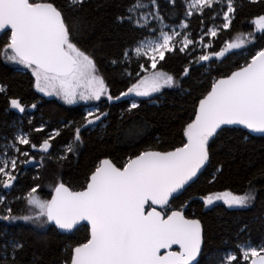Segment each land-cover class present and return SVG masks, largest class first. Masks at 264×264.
I'll list each match as a JSON object with an SVG mask.
<instances>
[{
    "label": "snow or ice",
    "instance_id": "6c2138e0",
    "mask_svg": "<svg viewBox=\"0 0 264 264\" xmlns=\"http://www.w3.org/2000/svg\"><path fill=\"white\" fill-rule=\"evenodd\" d=\"M170 2L175 4L176 0ZM250 2L256 4L259 0ZM87 3L88 0H67L72 13L82 12ZM206 9L222 16V29H229L235 19L234 0H226V10L225 0H187L186 19L178 25L181 31L175 27L165 31L170 26L164 22L157 0H130L126 12L117 19L121 24L143 30L145 35L134 48L122 53L126 64L135 58L139 72L127 90L115 96L99 73L94 51L80 45L79 38L84 31L80 17L70 19L54 0H0V33L6 37L0 47V57L29 70L37 92L56 96L69 105L100 101L102 97L109 103L132 95L149 97L164 87L176 86L172 75L156 68L166 53L177 50V44L181 53L189 45H201L202 51L195 58L196 63H201L214 58L221 60L254 39L251 32L246 37L240 33L216 50L211 40H204L205 35L212 38L218 35L214 25L203 31L199 41H194L191 32L184 31L189 29L187 18L194 13L203 16ZM252 24L257 32L264 34V15L257 16ZM118 62L112 60L114 65ZM183 75H189L188 67ZM6 91L0 85V93ZM9 102L12 109L26 111L20 99L11 98ZM140 106L131 101L126 111L131 113ZM31 108L35 109L36 104ZM107 115V112L88 111L83 116L84 122L74 128L73 141L66 145L65 151L74 152V146L83 143L82 129L96 126ZM230 126L264 135V48L230 74L212 81L210 90L198 100L193 118L183 126L178 145L170 150L146 147L130 155L122 166L110 158L102 159L88 176L84 188L74 190L61 180L52 186L51 199H42L37 187H32L25 196L17 197L26 202L24 214H13L12 207L0 196V205L4 206L0 221H24L40 228L54 225L63 232H71L86 221L88 238L72 247L69 258L62 264H199L197 258L204 243L202 222L185 214L188 202L174 208L172 201L187 191L210 163L213 145ZM34 130L39 133L44 128ZM129 134L139 135V132L130 129ZM60 135L57 129L37 145L28 134L21 133L12 143H5L0 149V186L11 189L17 180L19 165L32 162L28 149L21 145L49 153L53 146L50 141ZM225 147H228L226 143ZM20 156L26 159L21 161ZM199 199L206 208L221 200L229 208H248L256 200V189L252 186L243 195L230 191L210 193ZM237 247L239 253L226 255L220 264H264V245L257 247L248 243ZM24 249L25 244L15 238L6 241L0 245L3 252L0 264H22L18 254Z\"/></svg>",
    "mask_w": 264,
    "mask_h": 264
},
{
    "label": "trees",
    "instance_id": "16d2710c",
    "mask_svg": "<svg viewBox=\"0 0 264 264\" xmlns=\"http://www.w3.org/2000/svg\"><path fill=\"white\" fill-rule=\"evenodd\" d=\"M54 2L65 10L70 19L76 15L80 17L84 28L79 38L80 45L94 51L99 73L112 95L126 91L137 78L139 67L134 57L130 64L124 63L122 53L134 48L145 35L143 30L128 23L121 24L117 19L126 12L130 0H88L84 10L79 13L70 11L67 0ZM157 4L164 22L170 26L168 30L179 28V23L186 19L187 0H176L175 4L170 0H157ZM234 5L235 19L229 29L220 28L222 16H216V11L206 9L203 16L194 13L188 17L189 29L184 31H190L194 41H199L203 31L215 25L218 35L215 38L205 35L204 40H211L216 50L240 33H253V42L241 51L228 53L221 60L214 58L213 61L201 63L195 62L196 56L202 51L201 45L194 43L181 53L178 50L180 45L177 44V50L166 53L165 59L159 61L156 68L157 71L172 75L177 86L164 89L151 98L137 100L141 106L131 113L126 111L131 101L125 98L112 103L103 98L96 103L77 102L72 105L55 98H45L35 91L34 79L29 70L5 62L0 57V85L7 89L6 93H0V149L5 143H12L14 137L21 133L28 134L31 141L39 145L48 134L57 129L61 132L60 136L50 141L53 146L49 153L20 146L28 149L32 162L19 165L17 180L11 189L0 186V196L12 207L13 214H24L26 202L17 197L25 196L32 187H37V194L42 199H50L52 186L61 180L74 190L84 188L88 176L102 159L110 158L122 166L130 155L146 147L170 150L178 145L182 139L183 126L193 118L198 100L210 90L212 81L230 74L256 51L264 48V34L257 32L252 24L257 16L264 15V0L256 4L250 0H234ZM5 41L6 37L2 35L0 47ZM113 59L119 62L114 65ZM186 67L189 68L188 76L183 75ZM11 98L20 99L26 105V111L20 113L12 109L9 102ZM33 103L36 104L35 109L31 108ZM91 107L108 115L102 122L98 121L96 126L82 129L83 143L79 147L74 146V152H66V145L73 141L74 128L84 122L83 116ZM66 124L69 126L65 127ZM41 126L43 132L34 130ZM130 129L139 132V135H130ZM225 143L228 147H225ZM62 155L67 158L60 159ZM41 156L44 157L42 162ZM25 159L19 157L21 161ZM218 168L222 170L218 172ZM262 173L264 137H251L244 131L230 129L213 145L211 160L205 171L187 191L172 201L174 208L188 202L185 214L202 222L204 243L199 264H220L226 255L239 253L238 245H264ZM252 186L256 189V200L245 209H226L221 205L206 208L199 199L216 192L230 191L235 195H243ZM0 214H4L3 205H0ZM13 238L25 244L24 252L18 254L22 264H62L69 258L72 247L86 241L88 229L80 227L69 235L51 226L37 228L24 221H0V245ZM0 255H3L2 251Z\"/></svg>",
    "mask_w": 264,
    "mask_h": 264
},
{
    "label": "rangeland",
    "instance_id": "374dc122",
    "mask_svg": "<svg viewBox=\"0 0 264 264\" xmlns=\"http://www.w3.org/2000/svg\"><path fill=\"white\" fill-rule=\"evenodd\" d=\"M176 30L177 31H180V28H176ZM165 31H171V29H165ZM247 35H245V37H246ZM235 38V37H234ZM254 40V39H253ZM253 40L251 41V42H248V43H246V45H245V47L244 48H241V49H234V50H232L231 52H237V51H241V50H243V49H245L249 44H251L252 42H253ZM231 52H229V53H231ZM227 55V54H226ZM157 71V70H156ZM34 79V78H33ZM176 86H177V83H176ZM176 86H173V87H164V88H162L161 89V91L162 90H164V89H170V88H175ZM34 89H35V87H34ZM36 91V90H35ZM160 91V92H161ZM37 92V91H36ZM160 92H157V93H153L151 96H149V97H136V96H134V95H132V96H129V97H125V99H129L130 101H136L137 102V100H139V99H148V98H151V97H153V96H155V95H157L158 93H160ZM38 94H40L41 96H43V97H45V98H48V99H52V98H55V99H57V100H60L61 102H64L63 100H61V99H59L58 97H56V96H45V95H43V93H39V92H37ZM103 99V97L101 98V100ZM79 102H83V103H89V102H92V103H96V102H98V101H88V102H84V101H79ZM90 110H96V107H91V108H88L87 109V112L88 111H90ZM214 205H221V206H224L226 209H245V208H236V207H233V208H229L226 204H224L223 203V201L221 200V201H216L213 205H211V206H209V207H207V208H211L212 206H214ZM6 222H8V221H6ZM16 222H20V221H16ZM22 222V221H21ZM12 223H14V222H12ZM31 224V223H30ZM34 227H37L38 228V226H36V225H34V224H32Z\"/></svg>",
    "mask_w": 264,
    "mask_h": 264
},
{
    "label": "water",
    "instance_id": "95a60500",
    "mask_svg": "<svg viewBox=\"0 0 264 264\" xmlns=\"http://www.w3.org/2000/svg\"><path fill=\"white\" fill-rule=\"evenodd\" d=\"M3 34L2 33H0V37L2 36ZM230 129H236V130H241V131H244V132H246V133H248V131H247V129H243L241 126H230ZM251 137H256V138H260V137H264V135H261V134H257V133H248ZM207 166L208 165H206L205 166V168L204 169H202L201 170V173L200 174H198V178L200 177V175L205 171V169L207 168ZM197 178V179H198ZM196 179V180H197ZM196 182V181H195ZM194 182V183H195ZM193 184V183H192ZM191 184V185H192ZM187 187V186H186ZM187 188H189V187H187ZM184 193V192H183ZM181 195H179L178 197H180ZM51 199V198H50ZM49 226H51V227H54L58 232H60V233H63V234H72V233H74V231H76L77 229H79L80 227H87V229H88V236H89V228H88V226H87V222L86 221H82L81 223H80V225H78L77 226V228L76 229H73L71 232H63V231H61L60 229H57L54 225H49ZM176 246H174V248H175ZM202 250H203V246H202ZM201 254H202V251H201ZM201 256V255H200ZM200 256L197 258V260H198V262H199V259H200ZM194 264H195V262H194Z\"/></svg>",
    "mask_w": 264,
    "mask_h": 264
}]
</instances>
